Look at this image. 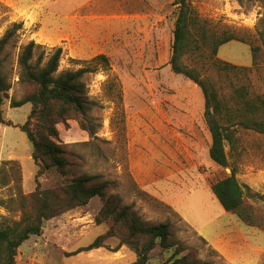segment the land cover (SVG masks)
<instances>
[{"label":"rangeland","instance_id":"obj_1","mask_svg":"<svg viewBox=\"0 0 264 264\" xmlns=\"http://www.w3.org/2000/svg\"><path fill=\"white\" fill-rule=\"evenodd\" d=\"M176 0H0V37L13 23H22L15 45H10L6 66L12 87L3 105L0 125V165H20L22 192L35 188L37 166L32 148L20 127L30 105L11 108L24 94L18 85L15 55L30 41L47 52L61 48L59 71L91 66L85 76L91 116L98 131L89 137L74 120L59 124V140L66 147L74 173L101 176L117 183L118 194L146 221L174 223L177 236L190 257L210 264H264V229L245 226L226 213L210 185L229 169L208 156L211 139L204 122L200 89L168 65L172 53ZM192 7L208 20L228 26L240 37L262 47L264 0H193ZM104 55L109 65L93 64ZM217 59L243 68L252 67L250 47L229 42ZM248 74L252 91L264 94V52ZM214 74V73H213ZM227 92L240 86V73L214 74ZM32 128V127H30ZM244 151L237 162L236 179L264 195V135L243 134ZM56 170L39 178L40 188L62 182ZM15 195L0 190V200ZM162 204V205H161ZM100 198L47 221L40 236H32L18 250L16 264H132L135 254L109 239L105 247L79 252L104 232L94 218ZM15 206L0 205V228L19 220ZM168 255L156 248L150 264H163Z\"/></svg>","mask_w":264,"mask_h":264},{"label":"trees","instance_id":"obj_2","mask_svg":"<svg viewBox=\"0 0 264 264\" xmlns=\"http://www.w3.org/2000/svg\"><path fill=\"white\" fill-rule=\"evenodd\" d=\"M192 1L174 2L176 20L168 65L174 75L182 76L200 89L204 99L203 118L211 139L209 159L218 167L230 170V175L211 183L213 196L226 213L236 216L245 226L264 229V195L236 179L237 162L244 151L243 134L264 135V94L252 91L246 83L264 52V34L260 47L230 27L201 17L192 7ZM22 26L13 23L0 37V125L4 126H11L2 109L12 87L11 70L6 66L11 56L7 48L15 45ZM232 41L249 45L252 67H237L217 59L219 48ZM61 56V48L47 52L34 41L20 46L15 55L17 83L24 94L18 101H11V108L30 105L27 121L20 131L32 148L31 158L37 166L36 188L28 195L23 194L19 163L1 162L0 190L13 188L15 195L7 201L0 200V205L15 206L20 217L0 228V264H16L19 248L30 237L40 236L45 222L85 207L96 197L103 205L94 221L97 227L105 226L104 232L79 252L104 248L107 240L115 239L118 244L113 252L127 247L136 256L132 264H150L151 253L156 248L168 255L163 264H210L185 253L187 245L177 236L174 223L146 221L125 205L115 192L116 182L74 173L57 126L74 120L89 137L96 135L98 126L91 116L95 103L89 98L84 80L95 68L84 66L59 71ZM92 63L109 65V60L98 55ZM228 71L240 73L241 85L230 87L227 92L216 82L214 74ZM54 169L63 177L62 182L52 188H40L39 178Z\"/></svg>","mask_w":264,"mask_h":264}]
</instances>
